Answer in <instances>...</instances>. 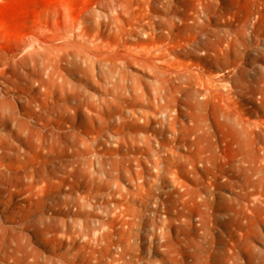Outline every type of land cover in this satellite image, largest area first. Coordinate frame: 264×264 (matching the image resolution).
<instances>
[{
    "label": "bare ground",
    "instance_id": "6f19581e",
    "mask_svg": "<svg viewBox=\"0 0 264 264\" xmlns=\"http://www.w3.org/2000/svg\"><path fill=\"white\" fill-rule=\"evenodd\" d=\"M103 26L125 37L124 49L102 45ZM152 34L142 24L127 28L110 5L85 18L66 13L52 35L37 30L14 45L5 36L6 47L0 43V78L16 92V99L0 98V111L10 122L0 132V150L45 142L76 150L70 163L85 172L89 188L75 198L80 219L65 222L64 228L74 239L96 243L101 252L112 245L115 250H107L100 264H129V255L141 248L136 200L147 207L154 203L152 243L159 239L155 248L171 254L168 223L173 218L168 213L178 207V198L198 197L207 207V196L224 186H238V197L246 205L251 198H264V127L251 126L249 117L238 113L217 117L241 147L234 159H225L214 125L203 116V72L179 64L169 49L138 50L135 43ZM133 67L143 75L134 74ZM46 95L47 115L85 108L86 128L52 126L48 119L47 129L32 127V115H22V105ZM231 171L240 180L230 178ZM7 175L1 167V190L15 181L35 183ZM11 228L0 224V264L18 263L21 244ZM34 252L27 253L23 264H72L64 259L47 263Z\"/></svg>",
    "mask_w": 264,
    "mask_h": 264
},
{
    "label": "rangeland",
    "instance_id": "374dc122",
    "mask_svg": "<svg viewBox=\"0 0 264 264\" xmlns=\"http://www.w3.org/2000/svg\"><path fill=\"white\" fill-rule=\"evenodd\" d=\"M110 5L127 28L142 24L153 32L137 44L132 40L138 50L169 49L177 54L179 64L203 72L207 88L203 116L214 125L225 159H234L241 147L216 118L238 113L249 117L251 126L264 127V0H0V35L13 39V45L32 31L52 35L64 24L66 13L71 18H85L92 10ZM100 31L106 49H124L125 37L115 29L103 26ZM5 37L0 40L4 47L8 44ZM131 71L143 75L134 67ZM88 88L97 92L94 86ZM15 94L1 77L0 98L16 99ZM46 106L47 95L44 100L25 101L22 115H32V127L47 129L48 119L52 126L86 128L82 126L85 108L47 115ZM8 126L10 122L0 111V132ZM75 153L47 146V142L0 150V168L9 174L5 178L35 182L28 186L20 180L0 189V224L12 227L21 244L17 264H23L35 248L34 253L47 263L64 259L72 264H100L107 250H115L109 245L101 252L96 243L74 239L65 232V222L80 219L76 195L89 188L85 172L70 163ZM228 174L235 180L241 178L232 171ZM239 191L238 186L215 189L207 196V207L198 197L178 198V207L168 213L173 218L168 223L171 254L155 248L159 239L152 243L154 203L147 207L136 200L133 210L138 212L141 229L135 230L142 233L137 239L141 248L129 255V264H264V198H251L246 205L238 197ZM3 238L0 231V244Z\"/></svg>",
    "mask_w": 264,
    "mask_h": 264
}]
</instances>
